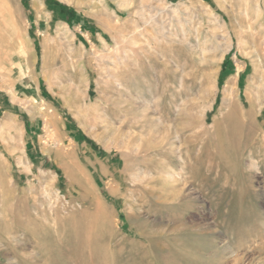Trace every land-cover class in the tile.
I'll return each mask as SVG.
<instances>
[{
	"label": "rangeland",
	"instance_id": "1",
	"mask_svg": "<svg viewBox=\"0 0 264 264\" xmlns=\"http://www.w3.org/2000/svg\"><path fill=\"white\" fill-rule=\"evenodd\" d=\"M0 264H264V0H0Z\"/></svg>",
	"mask_w": 264,
	"mask_h": 264
},
{
	"label": "bare ground",
	"instance_id": "2",
	"mask_svg": "<svg viewBox=\"0 0 264 264\" xmlns=\"http://www.w3.org/2000/svg\"><path fill=\"white\" fill-rule=\"evenodd\" d=\"M197 76V75H196ZM195 78V77H194ZM192 79V78H191ZM232 104H231V108H230V105H229V110L225 113L224 112V114L223 113H221V116L217 119V120H214V132L216 131V132H222V131H224V133L226 132V133H228V134H230V136L231 135H233V134H235L237 131H238V129H239V124L238 123H241V122H243V119L244 118H246V117H248V116H250V115H248V113H245V112H243L242 110H240V109H238L236 106H238V105H235V103L234 102H231ZM241 107H242V105H241ZM223 109V108H222ZM252 112V111H251ZM253 113V112H252ZM247 119V118H246ZM222 124H226V126L225 127H222ZM242 124V123H241ZM243 126H245V125H243ZM245 129V128H244ZM248 131V130H247ZM246 131V134L248 135V132ZM221 135H223L222 133H221ZM220 136V135H219ZM214 138V137H213ZM215 140H216V138H214ZM208 147H209V145H208ZM246 152V151H245ZM237 154V153H236ZM218 158V157H217ZM253 164H255V163H253ZM250 166L253 168V166H252V164H250ZM256 166V165H255ZM247 167V166H246ZM206 172V171H205ZM241 173V172H240ZM242 178V177H241ZM245 187V186H244ZM239 192V191H238ZM253 200V199H252ZM257 203V202H256ZM251 204V203H250ZM249 204V205H250ZM96 206V205H95ZM96 209H93L94 211H93V214H92V219L94 218L95 220H104L105 218H104V216H103V209H101V207L100 206H97V207H95ZM90 218V217H89ZM91 219V221H93ZM93 222H95V221H93ZM97 222H99V221H97ZM103 223V222H102ZM242 223V222H241ZM90 224V223H89ZM93 224H95V223H92V225ZM97 224V223H96ZM239 226V225H238ZM94 227H95V225H94ZM92 228V230H95V228ZM101 227V226H100ZM232 229V228H231ZM235 229V228H234ZM239 229V228H238ZM88 230H90V228H88ZM87 230V231H88ZM91 230V231H92ZM97 231H99V230H97ZM95 233V231H92V233ZM91 233V234H92ZM85 234V233H84ZM86 234H88V233H86ZM89 235V234H88ZM83 236V235H82ZM84 237V236H83ZM235 237V236H234ZM85 238V237H84ZM84 244V243H83ZM93 249V248H92ZM84 252V251H83ZM77 257V256H76Z\"/></svg>",
	"mask_w": 264,
	"mask_h": 264
},
{
	"label": "trees",
	"instance_id": "3",
	"mask_svg": "<svg viewBox=\"0 0 264 264\" xmlns=\"http://www.w3.org/2000/svg\"><path fill=\"white\" fill-rule=\"evenodd\" d=\"M62 6V5H61Z\"/></svg>",
	"mask_w": 264,
	"mask_h": 264
}]
</instances>
